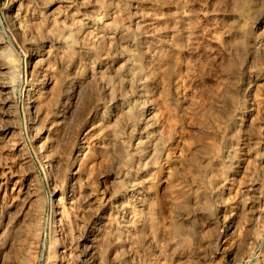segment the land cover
Here are the masks:
<instances>
[{"label":"rangeland","instance_id":"1","mask_svg":"<svg viewBox=\"0 0 264 264\" xmlns=\"http://www.w3.org/2000/svg\"><path fill=\"white\" fill-rule=\"evenodd\" d=\"M1 79L0 264H264V0H0Z\"/></svg>","mask_w":264,"mask_h":264},{"label":"bare ground","instance_id":"2","mask_svg":"<svg viewBox=\"0 0 264 264\" xmlns=\"http://www.w3.org/2000/svg\"><path fill=\"white\" fill-rule=\"evenodd\" d=\"M149 21V20H148ZM147 21V22H148ZM8 68V67H7ZM2 73V72H1ZM7 73V72H6ZM4 74V73H3ZM4 76V75H3ZM5 77V76H4ZM5 79H1V87H2V89H6L7 90V88L9 87V82H8V80L7 81H4ZM5 91V90H4ZM4 91H3V93H4ZM6 97H8V96H6ZM9 98V97H8ZM8 98H3V99H6L5 100V103H7L9 100H8ZM9 103V102H8ZM7 105V104H6ZM32 111V110H31ZM30 128V127H29ZM53 211V213H54V209L52 210ZM53 215V214H52ZM52 227V226H51ZM50 227V228H51ZM52 234H51V239L53 240H55V234H54V229H53V227H52ZM53 248V247H52ZM51 253H53V252H51Z\"/></svg>","mask_w":264,"mask_h":264}]
</instances>
